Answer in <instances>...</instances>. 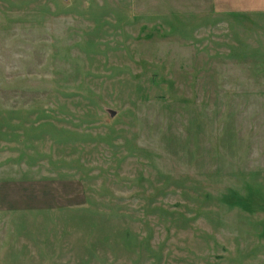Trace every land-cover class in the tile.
Instances as JSON below:
<instances>
[{
  "label": "rangeland",
  "instance_id": "1",
  "mask_svg": "<svg viewBox=\"0 0 264 264\" xmlns=\"http://www.w3.org/2000/svg\"><path fill=\"white\" fill-rule=\"evenodd\" d=\"M0 264H264V0H0Z\"/></svg>",
  "mask_w": 264,
  "mask_h": 264
}]
</instances>
